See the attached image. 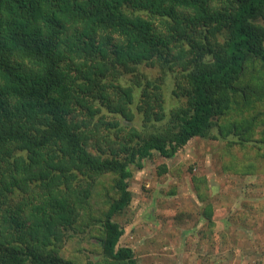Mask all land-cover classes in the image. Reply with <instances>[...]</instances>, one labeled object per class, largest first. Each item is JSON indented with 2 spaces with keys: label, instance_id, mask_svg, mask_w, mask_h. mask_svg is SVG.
Masks as SVG:
<instances>
[{
  "label": "trees",
  "instance_id": "obj_1",
  "mask_svg": "<svg viewBox=\"0 0 264 264\" xmlns=\"http://www.w3.org/2000/svg\"><path fill=\"white\" fill-rule=\"evenodd\" d=\"M193 138L264 158V0H0V264H139L129 165Z\"/></svg>",
  "mask_w": 264,
  "mask_h": 264
},
{
  "label": "rangeland",
  "instance_id": "obj_2",
  "mask_svg": "<svg viewBox=\"0 0 264 264\" xmlns=\"http://www.w3.org/2000/svg\"><path fill=\"white\" fill-rule=\"evenodd\" d=\"M166 101L173 103L167 94ZM224 146L193 138L170 159L153 155L141 168L129 165L132 199L117 216L119 245L132 248L139 264H264V158L233 149L235 160L256 162V170L226 173L219 167L231 160L220 156ZM161 163L168 171L159 174ZM208 203L210 217L203 214ZM81 252L96 259L89 244Z\"/></svg>",
  "mask_w": 264,
  "mask_h": 264
}]
</instances>
